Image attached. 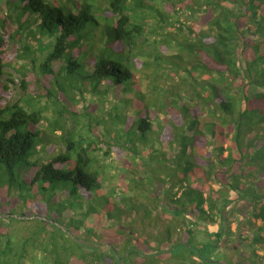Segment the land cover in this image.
<instances>
[{
    "label": "trees",
    "instance_id": "16d2710c",
    "mask_svg": "<svg viewBox=\"0 0 264 264\" xmlns=\"http://www.w3.org/2000/svg\"><path fill=\"white\" fill-rule=\"evenodd\" d=\"M179 12L181 17L193 20V28L188 27L187 33L191 42L185 38L184 43L177 44L178 50L189 52L197 60L191 66L198 74L197 88L188 96L192 102L202 104L206 115L215 122H200L181 97L182 102L170 101L180 117L179 124L173 127L181 126L185 133L178 147L174 140L169 156L161 154L160 160L168 162V167L156 174L165 201L159 208L167 213V203L173 208L169 212L172 217L167 218L172 221H167L166 241L169 242L171 231L181 225L185 228L184 242L192 246L195 225L218 224L227 219L231 204L242 202L247 207L239 215V210H235L228 221L235 223L241 245L249 249L252 258H257L254 247L259 244L263 249L264 241V205H260L264 196L255 195L252 179L253 173L263 171L256 163L264 162V0H108L105 7L89 0H0V80L16 60L20 62L17 69L22 89L27 93L26 75L34 69L73 105L85 94L99 101L98 105L110 101V111L97 114L108 125L114 141L136 156L148 153L155 149L148 145L146 134L160 133L162 124H153L159 118L149 110V101L139 89L135 72L141 66H151L142 60L146 56L168 63L158 49L160 44L164 47L163 43H169V35H162L161 39L157 31L173 27L170 21L177 20L173 16ZM150 18L154 23L148 30L150 24L146 21ZM182 26L180 23L178 28ZM31 38L35 46L29 45ZM145 46L151 51L142 52ZM37 52L40 57L35 55ZM167 65L170 69L178 65L174 68L177 74L181 69L178 63ZM2 89L1 84L0 98ZM48 92L50 89L44 97L51 96ZM31 102L0 108V184L9 190L41 185L43 189L60 188L66 192L69 187V198L79 200L102 195L100 173L92 167L94 158L89 150L94 141L77 138L61 121L66 113L75 124L80 119L87 123L94 120L88 107L80 114L72 106L68 112L59 106L50 120L44 116L43 108L32 109ZM135 137L141 140V151L133 144ZM219 138L223 142L215 144ZM126 199L121 201L125 204ZM155 199L159 202L158 197ZM104 200L105 218L123 222L125 211L109 199ZM89 210H93L91 206ZM145 213L149 216L150 210L145 209ZM189 214L195 221L190 220ZM6 220L0 217V222ZM257 221L263 222L257 225ZM72 227L73 237L69 238L86 256L84 245L77 242L80 227ZM222 232L214 234L216 242L211 240L196 253L178 242L169 249L179 247L184 253L197 254L206 264L205 259L219 247ZM9 245L7 240V252ZM158 246L154 252L163 253L168 248ZM88 248L90 254L96 250ZM129 249L128 246L125 250L127 257H120L124 263L135 253ZM98 259L95 256L92 264ZM252 263L241 257L231 264ZM109 264H119L118 258L114 256Z\"/></svg>",
    "mask_w": 264,
    "mask_h": 264
},
{
    "label": "rangeland",
    "instance_id": "374dc122",
    "mask_svg": "<svg viewBox=\"0 0 264 264\" xmlns=\"http://www.w3.org/2000/svg\"><path fill=\"white\" fill-rule=\"evenodd\" d=\"M89 1L105 7L108 0ZM159 2L155 1L157 4ZM156 7L159 6L156 5ZM181 15L182 12H179L178 15L173 16L176 19L178 18L170 21L173 27H164V30L157 31L161 39L162 35H169V43H163L164 47L160 44L158 49L161 54L167 57L168 63L163 60V62L156 61L155 56L152 58L146 56L142 60L151 63V66L149 65V68H142L141 66L135 72L139 80V89L144 93L145 99L149 101V110L159 118V120L155 119L153 124H159V122L162 124L160 133L146 134L148 145H152L155 150L148 153L142 152L139 156L123 149L121 145L116 143L113 134L107 130L108 125L101 120V114H97L99 111L108 113L110 111V101L106 103V100L98 105L99 101L94 100L90 94H85L83 98H78L75 105H73L67 97L57 93L56 88H52L49 82L40 77L34 69L26 75L29 91L27 93L22 89L21 74L18 71L19 68L17 69L20 62L17 63L15 60V63H12V66L5 70V74L0 80V85L2 84V90L4 91L0 98V108H3L6 104L14 103H21L24 106L32 101L31 108H43L44 116L51 120L57 114L55 111H58L59 106L66 109L67 112L69 106H72L80 114L85 110V107H88L89 112L95 117L92 118L94 120L87 123L86 119H80L75 124L71 122L66 113L61 121L64 123L66 130L73 131L77 138L82 136L94 141L89 150L94 158L92 167L98 169L100 173L102 195L79 200L69 198V187L66 192L60 188L51 190L46 187L43 189L41 185L35 188L25 187L22 190H16L15 188L9 190L6 186L0 184V217L7 218L6 221L0 222V247L4 253L0 255V264H92L94 257L97 255L99 259L96 264H109L113 261L114 256L119 259V264H125L121 258L126 254L128 255V252L125 251L128 246L129 250H133V247H135L143 253H153L158 246L155 240H159L161 245L158 248L168 247L163 250V254H165L173 243H183L185 241V228L181 225L171 231L170 240L169 242L166 241L167 221H172L167 220V218L172 217L169 212L173 208L171 204L167 203V211L169 210V212L160 210V204L165 201L162 195L163 188L156 179V174H160L161 168L166 167V163H168L160 160L161 154L165 153L169 156V153L174 150V140L176 139L178 147V141L185 133V129L181 126L178 129L174 128L179 124L180 117L178 113L173 111L176 107H173L171 102L181 101V97L184 102L189 103V105L187 104L189 108L194 109L195 113L191 115L194 116L195 114L200 122H215V119L206 115V110L203 109L202 104L192 102L188 96L195 92L196 82L199 78L198 74L191 68L196 63V58L187 51L178 50L177 47V44L184 43L183 40L187 38L188 27L193 28V20L186 16L181 17ZM146 22L150 24L147 28L150 30L154 19L150 18ZM168 22L164 25H167ZM180 23L183 26L178 28ZM31 29H34V26ZM188 42H191V40L189 39ZM28 43L31 46L36 45L32 38ZM162 48H165V53L162 52ZM148 51H151V49L147 46L142 50L146 53ZM35 55L41 56L39 52ZM175 56L181 58L174 59ZM169 63L180 65L181 69L178 74L175 73L174 69H177L176 66L178 65H173L170 69L167 65ZM185 69H188L189 72H185ZM36 77L39 79L38 82ZM47 88L52 93L48 92L51 95L50 97H44V93L49 90ZM32 96H36V98L30 100L29 97ZM57 104L59 105L57 106ZM223 131L227 133L226 128ZM56 134L59 135V132H56ZM186 137L188 138L189 135ZM134 141L133 144L139 147L140 150L141 140L135 137ZM222 142L223 139L219 138L215 144H221ZM129 145L132 146V144ZM213 148L212 146L211 150ZM226 155L227 152H224L223 157H226ZM258 165L262 166L263 171H261L262 173L259 171L253 173L252 186L255 183V195L264 196V162H257L256 166ZM175 190H177V187L173 192ZM155 197H158L159 202H156ZM105 198L125 211V214H122L123 222L117 223L108 221L105 218V212L102 210V207L105 206ZM125 198H127V201L124 204L121 199ZM260 205H264V199ZM90 206L96 212L89 210ZM230 207L226 211V220H221L218 224L213 225L200 222L193 227L194 246L199 248L214 238L213 232L218 231L220 233L223 231V241L219 243L220 250H217L221 253L218 256L216 255L215 260L223 261V264H231L234 259L238 260L242 257L244 261L251 260L255 264H264V241L263 249L259 244L254 247L255 253H258L259 257L252 258L249 249L239 242L235 233V223L230 224V221H228L235 210H239V213H237L239 215L240 211L247 207V204L242 202H239V204L233 203ZM145 209L150 210L149 216L146 215ZM163 211L166 213H163ZM189 218L195 221V218H192L190 214ZM261 222L263 221H257V225H261ZM173 224L171 222V225ZM72 225L80 227L77 233L80 240H77V242L84 245L82 249L87 254L86 256L82 255L81 248L69 238V236L73 237ZM261 236L264 239V233ZM256 237L260 239L258 235ZM7 240L10 243L9 252L5 248ZM102 241L108 243H102ZM88 247H95L96 250L90 254ZM168 253H172V259L179 257L180 260L186 261L185 253L179 247H172ZM160 257L164 259V256L160 255ZM129 260L132 264L131 257ZM137 260L141 263L140 259Z\"/></svg>",
    "mask_w": 264,
    "mask_h": 264
},
{
    "label": "flooded vegetation",
    "instance_id": "af4514ba",
    "mask_svg": "<svg viewBox=\"0 0 264 264\" xmlns=\"http://www.w3.org/2000/svg\"><path fill=\"white\" fill-rule=\"evenodd\" d=\"M213 225V224H212ZM216 233H218V231H215V232H213L212 233V235H213V237H214V234H216ZM214 239H215V241H214ZM212 241H214V242H216L217 241V239L214 237L213 239H212ZM223 241V237H221V239H220V241H219V243H221ZM213 242V243H214ZM212 243V244H213ZM218 243V244H219ZM180 244H186L185 242H183V243H180ZM207 244V243H206ZM188 246V247H187ZM202 246V245H201ZM200 246V247H201ZM186 247L188 248V249H192L195 253H196V251L198 252V249L200 248H198V247H195L194 246V244L191 246V245H189V244H186ZM134 249L132 250V251H134L135 253L134 254H132V255H130V257H131V262H132V264H175V263H187V264H202L201 263V261H200V257L199 256H197V254H187V253H185L184 255V257H185V259H186V261H184V260H180L179 259V257H177L176 259H172V256H169V257H165L164 255H166V254H169L168 252L167 253H165V254H163L161 251H159V252H153V253H143V252H141V251H139L138 249H136L135 247H133ZM170 249H168L167 251H169ZM217 250H220L219 249V247L218 248H215L214 250H213V252H212V254H211V256L209 257V258H207V259H205V262H206V264H223L222 262L223 261H220V260H215V257H216V255L218 256V254H220ZM218 252V253H217ZM116 254V253H115ZM129 255V254H128ZM127 254L126 255H124V256H122V257H127L128 256ZM160 255L163 257L164 256V259H162L161 257H160ZM155 257V258H151V257ZM180 256V255H179ZM212 257H214V258H212ZM117 258V257H116ZM141 258L143 259V260H141ZM158 258H160L159 260H157ZM137 259H140V261H141V263H139L138 262V260ZM130 260H128V261H126L125 262V264H128V263H130L129 262ZM118 262L120 263V261H119V259H118ZM123 262H124V260H123ZM131 264V263H130Z\"/></svg>",
    "mask_w": 264,
    "mask_h": 264
},
{
    "label": "water",
    "instance_id": "95a60500",
    "mask_svg": "<svg viewBox=\"0 0 264 264\" xmlns=\"http://www.w3.org/2000/svg\"><path fill=\"white\" fill-rule=\"evenodd\" d=\"M134 249V248H133ZM166 252H169V251H166Z\"/></svg>",
    "mask_w": 264,
    "mask_h": 264
}]
</instances>
